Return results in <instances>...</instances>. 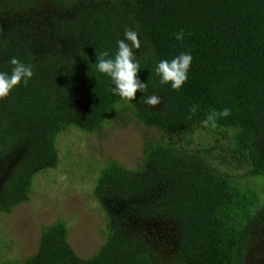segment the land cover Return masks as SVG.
I'll return each instance as SVG.
<instances>
[{
  "label": "trees",
  "instance_id": "obj_1",
  "mask_svg": "<svg viewBox=\"0 0 264 264\" xmlns=\"http://www.w3.org/2000/svg\"><path fill=\"white\" fill-rule=\"evenodd\" d=\"M125 29L138 32L147 83L132 101L95 63L114 57ZM182 52L193 59L176 90L155 67ZM12 57L34 74L0 98V214L30 202L69 131L98 135L129 116L160 135L134 169L91 167L106 229L90 258L56 221L33 256L0 264H264V0H0V71L11 73ZM150 95L163 102L147 105Z\"/></svg>",
  "mask_w": 264,
  "mask_h": 264
},
{
  "label": "rangeland",
  "instance_id": "obj_2",
  "mask_svg": "<svg viewBox=\"0 0 264 264\" xmlns=\"http://www.w3.org/2000/svg\"><path fill=\"white\" fill-rule=\"evenodd\" d=\"M125 120V124L116 123L98 135L75 130L61 135L57 168L34 176L29 203L17 206L8 215L0 214V261H23L33 256L42 227L56 221L66 224L68 244L81 259L90 258L99 249L105 238L106 219L92 197L94 182L88 178L91 167L96 163L97 169L117 161L134 169L144 142L160 135L129 116Z\"/></svg>",
  "mask_w": 264,
  "mask_h": 264
},
{
  "label": "clouds",
  "instance_id": "obj_3",
  "mask_svg": "<svg viewBox=\"0 0 264 264\" xmlns=\"http://www.w3.org/2000/svg\"><path fill=\"white\" fill-rule=\"evenodd\" d=\"M175 38L183 40L184 31L180 30L176 33ZM117 46L114 57H109L107 51L100 53L95 62L96 69L110 77L114 84L112 88L114 95L132 101L135 99L137 91L143 93L147 89V83L141 81L138 76L140 65L133 52L134 48L140 47L138 32L133 29H125L124 38L117 41ZM192 59L190 52H182L170 61L160 60L155 67V72L160 77V83H170L172 89H180L188 79V70ZM9 63L13 66L10 74L0 71V98L8 96L10 91L21 82L27 84L34 74L30 64H25L15 57H12ZM144 102L156 107L163 101L158 95H150L146 97ZM197 107L192 106L190 112L195 113ZM230 111L229 108H224L221 111L210 112L203 121L204 126L215 128L217 120L229 116Z\"/></svg>",
  "mask_w": 264,
  "mask_h": 264
}]
</instances>
